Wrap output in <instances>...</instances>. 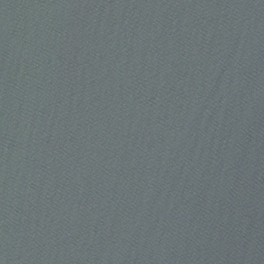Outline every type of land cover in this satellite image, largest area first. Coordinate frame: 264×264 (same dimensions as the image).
<instances>
[{
	"label": "water",
	"instance_id": "obj_1",
	"mask_svg": "<svg viewBox=\"0 0 264 264\" xmlns=\"http://www.w3.org/2000/svg\"><path fill=\"white\" fill-rule=\"evenodd\" d=\"M0 264H264V0H0Z\"/></svg>",
	"mask_w": 264,
	"mask_h": 264
}]
</instances>
